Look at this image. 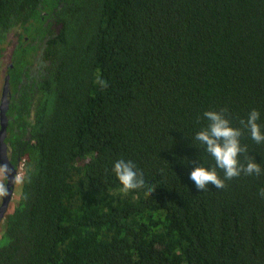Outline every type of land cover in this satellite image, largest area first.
I'll list each match as a JSON object with an SVG mask.
<instances>
[{"label":"trees","instance_id":"trees-1","mask_svg":"<svg viewBox=\"0 0 264 264\" xmlns=\"http://www.w3.org/2000/svg\"><path fill=\"white\" fill-rule=\"evenodd\" d=\"M11 34L0 264H264V142L240 124L255 109L264 134V0H0V59ZM221 109L262 171L199 191Z\"/></svg>","mask_w":264,"mask_h":264},{"label":"clouds","instance_id":"clouds-1","mask_svg":"<svg viewBox=\"0 0 264 264\" xmlns=\"http://www.w3.org/2000/svg\"><path fill=\"white\" fill-rule=\"evenodd\" d=\"M98 83L106 86L103 80ZM226 109L217 111H205L204 118L208 121L206 127L196 132L194 140L199 142L204 147V150L210 154L215 161V167L208 169L203 166H196L190 172V179L194 181L196 188L201 191L208 187L209 184L216 188L225 187V180L244 175H260V164L256 163L252 157H247V163H240L238 157L242 153L247 152V148L240 144L241 129L231 126L230 121L224 113ZM260 113L253 109L250 111L247 120H241L240 124L246 127L251 139L256 143L264 142V134H262L260 125L257 120ZM199 119V118H198ZM216 168L223 170L224 179H221L216 171ZM116 178L121 184V191L127 193L130 190H138L145 186L143 173L136 170V166L132 161L119 159L114 162L112 168ZM7 171L6 167H0V175ZM155 188H149L148 192L151 195ZM7 195L6 188L3 183H0V197ZM260 195L264 197V188L260 190Z\"/></svg>","mask_w":264,"mask_h":264},{"label":"water","instance_id":"water-1","mask_svg":"<svg viewBox=\"0 0 264 264\" xmlns=\"http://www.w3.org/2000/svg\"><path fill=\"white\" fill-rule=\"evenodd\" d=\"M9 74L5 75L4 83L1 90L0 96V167H6L7 171L3 174L6 179V191L7 195L3 197V200L0 204V223L5 217L8 208V202L12 195V189L14 186V182L16 180L15 174L16 170L12 166L8 154H7V127H8V116L7 111L9 108Z\"/></svg>","mask_w":264,"mask_h":264},{"label":"flooded vegetation","instance_id":"flooded-vegetation-1","mask_svg":"<svg viewBox=\"0 0 264 264\" xmlns=\"http://www.w3.org/2000/svg\"><path fill=\"white\" fill-rule=\"evenodd\" d=\"M10 58H11V57H10ZM8 66H10V67L12 66V61H11V59H10V62H9V64H8ZM7 70H8V67L6 68V73H5V75L8 74ZM10 93H11V90H10ZM10 96H11V94H10ZM6 144H7V142H6ZM7 154H8V157H9V160H10L12 166H13L14 169L16 170V174H15L16 180H15V182H14V186H13V189H12V195H11V198H10V200H9V202H8V208H7V211H8V209L11 208V206H12L14 200H15L16 194H17V192H18V186H19V180H20V177H18V175L20 176V172H19V171H20L21 168H22V164L19 163V158H17V160H13V159H12V157H11V146L8 145V144H7ZM1 176H2V178H1V179H2L1 183H3L4 186H5V188H6V179H5V176H4V174H2ZM3 197H4V196H3ZM3 197H0V204H1L2 200H3ZM5 215H6V214H5Z\"/></svg>","mask_w":264,"mask_h":264},{"label":"rangeland","instance_id":"rangeland-1","mask_svg":"<svg viewBox=\"0 0 264 264\" xmlns=\"http://www.w3.org/2000/svg\"><path fill=\"white\" fill-rule=\"evenodd\" d=\"M13 35L11 34L10 35V40L8 39V43L6 44V47L3 51V55L0 59V96H1V90H2V86H3V83H4V77H5V73H6V68L10 62V57H11V53H12V50H13V47L14 45L16 44L17 42V39L16 37H12ZM20 172V171H19ZM18 177H20L18 175ZM2 176L0 175V183L2 181ZM14 203V202H13ZM3 221V220H2Z\"/></svg>","mask_w":264,"mask_h":264}]
</instances>
